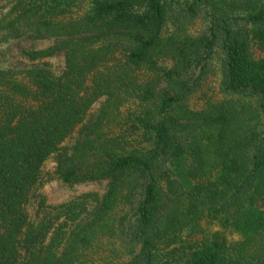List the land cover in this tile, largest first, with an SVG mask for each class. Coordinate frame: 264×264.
I'll return each mask as SVG.
<instances>
[{
    "label": "trees",
    "instance_id": "trees-1",
    "mask_svg": "<svg viewBox=\"0 0 264 264\" xmlns=\"http://www.w3.org/2000/svg\"><path fill=\"white\" fill-rule=\"evenodd\" d=\"M1 3L0 42L53 40L22 55L61 53L63 68L0 70V264H93L97 240L117 235V264H264V0ZM196 11L208 22L193 36ZM50 157L62 183L106 190L90 209L91 194L38 200L53 214L30 223Z\"/></svg>",
    "mask_w": 264,
    "mask_h": 264
},
{
    "label": "rangeland",
    "instance_id": "rangeland-1",
    "mask_svg": "<svg viewBox=\"0 0 264 264\" xmlns=\"http://www.w3.org/2000/svg\"><path fill=\"white\" fill-rule=\"evenodd\" d=\"M6 9V5L1 3L0 14L4 13ZM207 22L208 19L205 14L201 11H196L191 19L185 23L186 33L193 36L199 34L207 26ZM52 44L53 40L30 41L24 38L0 42V70L20 71L30 65L44 63L53 76H58L63 68V55L61 53L43 58L39 60L38 63H30L22 55L24 51L44 50ZM260 55V52H254L255 57H260ZM158 65L164 69H169L171 63L169 61H162L159 62ZM217 83V75L209 76L205 82L204 88L211 89V91L215 93L217 92ZM101 104L102 99H99L91 106L82 125L92 122ZM198 104L199 101L197 100V96L190 100V105L192 107L196 108ZM79 129L80 127H78L70 137L63 141L60 147L70 149L74 140L77 138ZM54 168L55 164L52 157L48 158L41 167L39 180L31 191L25 206L30 223H36L45 215L48 217L53 214L50 209H46L44 212L39 211L36 206L38 200H42L46 206H58L76 199L83 194H91L92 197L88 199L87 205L88 209H90L105 193L106 181L75 185L64 184L56 176ZM210 229L216 230L217 228L210 227ZM117 236L111 238L102 237L97 240L89 256L93 264H117L129 258L124 242ZM225 238L226 240H236L237 235L226 234Z\"/></svg>",
    "mask_w": 264,
    "mask_h": 264
}]
</instances>
